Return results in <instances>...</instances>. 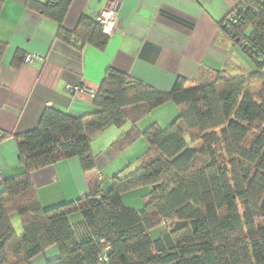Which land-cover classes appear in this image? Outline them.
<instances>
[{"label": "trees", "instance_id": "obj_1", "mask_svg": "<svg viewBox=\"0 0 264 264\" xmlns=\"http://www.w3.org/2000/svg\"><path fill=\"white\" fill-rule=\"evenodd\" d=\"M71 2L26 0L25 6L57 24L59 41L104 51L110 37L96 19L82 14L74 30L63 27ZM218 28L252 62L247 75L199 69L164 92L109 69L93 97L96 112L72 117L47 107L36 128L0 133L14 140L22 167L0 181V264H30L52 246L58 256L46 264H264V0H242ZM6 46L0 41V59ZM167 102L178 109L169 126L138 128ZM127 122L111 146L120 153L146 140L134 171L113 175L105 189L97 181L75 200L40 204L33 171L72 157L83 172L94 170L93 138ZM140 188L148 189L143 206H127L122 196ZM76 213L81 221L73 223Z\"/></svg>", "mask_w": 264, "mask_h": 264}, {"label": "crops", "instance_id": "obj_2", "mask_svg": "<svg viewBox=\"0 0 264 264\" xmlns=\"http://www.w3.org/2000/svg\"><path fill=\"white\" fill-rule=\"evenodd\" d=\"M241 1L72 0L62 22L69 31L75 29L82 14L96 19L108 3L117 12L115 29L108 34L109 43L104 51H99L89 45L79 50L59 41L55 36L57 24L26 8V0H2L0 41L7 46L0 59V133L20 134L36 128L47 107L72 117L96 112L88 92L70 95L66 86L82 85L96 92L109 69L164 92L171 90L177 77L190 81L199 69H226L232 76L247 75L254 69L251 65L229 71L228 65L239 52L218 28L219 21ZM25 54L40 58L24 64L20 59ZM253 83L257 89L259 82ZM176 113V105L167 102L142 118L137 126L144 130L152 122L175 119ZM129 128V122L122 127L110 126L93 138L91 148L96 160L90 172H83L76 157L33 171L31 181L40 204L51 207L80 198L97 181L102 188H108L107 175L137 163L148 147L140 137L125 149L132 156L123 157V153L114 151L111 144ZM21 171L14 140L0 139V175L6 179ZM126 171L131 170L125 169L124 174ZM97 174L101 175L100 180ZM70 219L78 223L81 215L73 214ZM57 256V248L52 246L30 264H46V260Z\"/></svg>", "mask_w": 264, "mask_h": 264}, {"label": "rangeland", "instance_id": "obj_3", "mask_svg": "<svg viewBox=\"0 0 264 264\" xmlns=\"http://www.w3.org/2000/svg\"><path fill=\"white\" fill-rule=\"evenodd\" d=\"M230 13V12H229ZM228 13V14H229ZM230 44H231V42H230ZM234 48L233 49H235V50H237V53L239 52V56H237V58L234 60V61H232V62H230V64L228 65L229 66V71H233L234 69H236V68H241V67H243V66H245V65H251L252 67H253V64H252V62L249 60V58L243 53V51L240 49V47L239 46H237V45H235V46H233ZM241 55V56H240ZM252 85L250 86V90H256V87L254 86V83L252 82L251 83ZM178 113H176V116H178L177 115ZM176 118V117H175ZM155 120V119H154ZM157 120V119H156ZM174 120V118L173 119H166V120H164V121H162V123H160V124H158L159 126H161V127H163V128H166L167 126H169L170 124H171V122ZM153 123V122H152ZM151 124V123H150ZM148 146V145H147ZM147 149H148V147H146ZM146 149V150H147ZM127 151V150H126ZM125 150H123L122 152H120V153H123V157H125V156H129V155H131V152H126ZM130 151V150H129ZM125 155V156H124ZM132 156V155H131ZM139 166V163H138V161H137V163H133V164H129V165H127L126 166V168H124V170L125 169H128V170H131V171H126L127 173L126 174H128L129 172H132V171H134L137 167ZM130 168V169H129ZM112 177H113V175L111 174V175H107V180L109 181V183L111 182V179H112ZM136 191H139V192H136ZM142 191V192H141ZM148 192V189L147 188H140V189H137V190H133V191H131V192H128V194H124L122 197H123V201L125 202V203H127V204H130V205H132V206H138V208H141L142 206H143V198H142V195L143 194H146ZM139 200V201H138ZM14 217V219L12 220V224H13V226H14V229L17 231V232H19V230H20V221H19V218H18V216L17 215H14L13 216ZM260 222H264V220H259ZM163 228H164V226H162V228H158V229H156V230H154V231H152V233H151V236L153 237V238H156L159 234H160V231L161 230H163Z\"/></svg>", "mask_w": 264, "mask_h": 264}, {"label": "built area", "instance_id": "obj_4", "mask_svg": "<svg viewBox=\"0 0 264 264\" xmlns=\"http://www.w3.org/2000/svg\"><path fill=\"white\" fill-rule=\"evenodd\" d=\"M227 17H229V20H231L232 15H228ZM96 20L101 25L103 31L107 34H110L115 29V25L117 22V12L108 3L102 9L101 13L98 15ZM224 23L229 24L227 21H225ZM37 58H40V57L36 54H25L21 57L20 62L24 64H28V63L34 62V60ZM66 92L70 95H74L77 92H88L92 97H94L95 95V91H88L82 85H78V86L77 85H67ZM97 177H98V180H100L101 175L97 174ZM1 178L2 176L0 175V181H1Z\"/></svg>", "mask_w": 264, "mask_h": 264}]
</instances>
